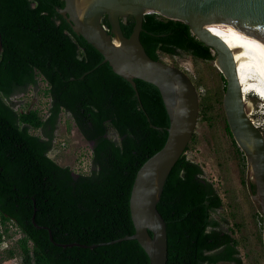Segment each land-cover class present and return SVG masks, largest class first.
<instances>
[{
    "label": "trees",
    "instance_id": "1",
    "mask_svg": "<svg viewBox=\"0 0 264 264\" xmlns=\"http://www.w3.org/2000/svg\"><path fill=\"white\" fill-rule=\"evenodd\" d=\"M62 6V0H0V222H11L21 233L22 264H148L134 239L61 247L42 228L54 242L65 244L132 234L131 184L143 161L163 145L168 126L158 89L134 78L136 96L71 29L58 12ZM101 24L108 29L105 17ZM132 24L130 16L119 19L124 36ZM139 41L153 60L158 52L213 59L211 48L196 40L186 24L153 12L142 16ZM38 77L49 97L44 119L34 108L14 111L9 101L35 87ZM205 101L198 103L201 112ZM60 110L69 113L90 144L88 174H75L46 156ZM155 206L165 222V264H241L233 237L211 215L221 206L219 195L201 167L183 153L170 168ZM32 213L42 227L32 224Z\"/></svg>",
    "mask_w": 264,
    "mask_h": 264
},
{
    "label": "water",
    "instance_id": "2",
    "mask_svg": "<svg viewBox=\"0 0 264 264\" xmlns=\"http://www.w3.org/2000/svg\"><path fill=\"white\" fill-rule=\"evenodd\" d=\"M58 9L71 29L102 56L112 70L135 90L133 79L154 85L162 98L167 117L163 145L136 170L128 197L133 233L95 244L56 243L46 227L48 239L57 246L92 248L97 245L134 239L147 256L148 264H165V222L156 209L164 180L189 142L198 112V94L186 73L151 59L140 41L142 16L156 13L177 20L189 33L214 52V63L224 79L221 107L228 131L246 161L247 192L261 217L264 250V138L248 116L239 79L264 87V0H62ZM133 20L128 36L120 30L119 19ZM105 17L108 29L101 24ZM224 32L232 44L236 69L230 53L205 26ZM1 50V41H0ZM31 107L28 105L27 111ZM253 183L254 190L249 182ZM34 211V208H33ZM150 232V234H148Z\"/></svg>",
    "mask_w": 264,
    "mask_h": 264
},
{
    "label": "rangeland",
    "instance_id": "3",
    "mask_svg": "<svg viewBox=\"0 0 264 264\" xmlns=\"http://www.w3.org/2000/svg\"><path fill=\"white\" fill-rule=\"evenodd\" d=\"M211 53L213 54L211 60L196 59L187 53L167 55L158 52L157 58L186 73L194 87L199 90L198 103L202 98L206 99L204 111L201 112L198 108L195 126L183 155L201 167L204 178L212 183L219 195L221 206L211 215L233 237L241 264H264L259 211L245 186L247 168L245 158L226 130L227 125L221 107L223 83L221 73L214 63L212 49ZM43 88L44 82L38 80L35 87H27L23 93H19L29 95L22 97L26 101L24 107L27 104L28 108L32 101H42ZM244 101L248 116L256 123L264 138V99L253 91H247ZM59 129L64 136L63 126H59ZM29 132L39 133L34 129H30ZM68 141L67 150L60 164L73 169L84 141L78 132L69 135ZM20 236L21 233L9 221L0 222V264L22 263L17 242ZM9 251L12 253L9 254Z\"/></svg>",
    "mask_w": 264,
    "mask_h": 264
},
{
    "label": "built area",
    "instance_id": "4",
    "mask_svg": "<svg viewBox=\"0 0 264 264\" xmlns=\"http://www.w3.org/2000/svg\"><path fill=\"white\" fill-rule=\"evenodd\" d=\"M38 80H41L40 77H38L37 81ZM44 87H45V83H44ZM195 89H196V92L199 91L197 88H195ZM24 95H27L29 97V95L27 93H24V94L14 95V96H11L9 98V101L11 103V107L14 111L19 112L20 110L24 109V102H26L22 98ZM43 98L44 99L42 101H39V102L37 100H35V102L32 101L30 108L36 109L38 111L40 117L44 119L48 115L49 97L44 95ZM21 102H23V103L21 104ZM25 107H26V109H28L27 106H25ZM59 126H63L64 136L61 135V133L59 131L60 130ZM73 132H77V131L75 129L74 123H73L69 113L67 111L60 110L58 113L57 126L53 132V137L51 140V146L46 153V156L51 161H53L54 163H56L58 165H61L60 163L62 162V160L64 158L65 151L67 150L66 147L69 143L68 137ZM90 155H91L90 144L88 142L84 141V146L81 147V149L79 150V152L77 154L76 163L73 166V169H71L72 172H74L75 174H88L90 171ZM63 166H67V165L63 164Z\"/></svg>",
    "mask_w": 264,
    "mask_h": 264
},
{
    "label": "bare ground",
    "instance_id": "5",
    "mask_svg": "<svg viewBox=\"0 0 264 264\" xmlns=\"http://www.w3.org/2000/svg\"><path fill=\"white\" fill-rule=\"evenodd\" d=\"M205 29L208 32H210L213 35H215L224 44L225 48L230 53V56H231V58H232V60L234 62V66H235V69H236V58H235V55H234L232 44L229 41V39L226 37L224 32H222L221 30H219L216 27L212 26L211 24L206 25ZM238 80H239V85L241 87V91H242L243 97L245 96V93L247 91H253L256 95H258V97H261V98L264 99V87L263 86L255 84V83L247 82V81L239 79V78H238Z\"/></svg>",
    "mask_w": 264,
    "mask_h": 264
},
{
    "label": "flooded vegetation",
    "instance_id": "6",
    "mask_svg": "<svg viewBox=\"0 0 264 264\" xmlns=\"http://www.w3.org/2000/svg\"><path fill=\"white\" fill-rule=\"evenodd\" d=\"M249 184H250V188H251V185L253 186V183L251 182V180H250ZM245 186H246V184H245ZM251 190H254V187H253V189L251 188Z\"/></svg>",
    "mask_w": 264,
    "mask_h": 264
}]
</instances>
